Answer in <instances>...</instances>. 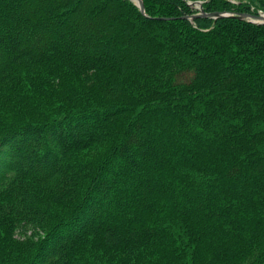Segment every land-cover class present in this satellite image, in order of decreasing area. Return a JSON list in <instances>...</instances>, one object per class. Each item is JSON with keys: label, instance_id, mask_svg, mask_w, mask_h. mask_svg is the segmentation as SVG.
<instances>
[{"label": "trees", "instance_id": "1", "mask_svg": "<svg viewBox=\"0 0 264 264\" xmlns=\"http://www.w3.org/2000/svg\"><path fill=\"white\" fill-rule=\"evenodd\" d=\"M142 1L0 0V264H264V1Z\"/></svg>", "mask_w": 264, "mask_h": 264}, {"label": "water", "instance_id": "2", "mask_svg": "<svg viewBox=\"0 0 264 264\" xmlns=\"http://www.w3.org/2000/svg\"><path fill=\"white\" fill-rule=\"evenodd\" d=\"M137 2L138 7L140 8V11L143 15H145V8H144V4L142 0H135ZM197 4H201V3H197ZM208 17V18H222V17H229L232 16L231 14H226V13H199L197 15H193L190 17H187L189 19H195V18H199V17ZM240 19H244V20H248L252 23L255 24H264V13L262 14H242L238 16ZM165 20V19H162Z\"/></svg>", "mask_w": 264, "mask_h": 264}, {"label": "rangeland", "instance_id": "3", "mask_svg": "<svg viewBox=\"0 0 264 264\" xmlns=\"http://www.w3.org/2000/svg\"><path fill=\"white\" fill-rule=\"evenodd\" d=\"M134 1H135V0H134ZM263 1H264V0H263ZM206 2H210L211 5H213L214 3L221 2V0H207ZM230 2L233 3V4H238V3H237V0H230ZM135 3H137V2L135 1ZM195 7H196V9L198 10V9L201 8V4H196ZM95 154H96V153H94V155H95ZM91 156H92V153H91V152H86V153L83 154L82 158H85V159H86V158L91 157Z\"/></svg>", "mask_w": 264, "mask_h": 264}]
</instances>
